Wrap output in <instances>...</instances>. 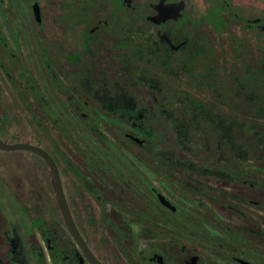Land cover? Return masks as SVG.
I'll list each match as a JSON object with an SVG mask.
<instances>
[{"label":"flooded vegetation","instance_id":"1","mask_svg":"<svg viewBox=\"0 0 264 264\" xmlns=\"http://www.w3.org/2000/svg\"><path fill=\"white\" fill-rule=\"evenodd\" d=\"M0 264H264V0H0Z\"/></svg>","mask_w":264,"mask_h":264},{"label":"water","instance_id":"2","mask_svg":"<svg viewBox=\"0 0 264 264\" xmlns=\"http://www.w3.org/2000/svg\"><path fill=\"white\" fill-rule=\"evenodd\" d=\"M20 148V147H19ZM48 162H49V165L54 173V166L52 165V163L50 162V160L48 159ZM55 188H56V183L54 184ZM61 203H62V210H63V217H64V221H65V225L68 229L69 232H73V224L71 222V219H70V215L69 213L67 212L66 210V207H65V203H64V200H61Z\"/></svg>","mask_w":264,"mask_h":264}]
</instances>
